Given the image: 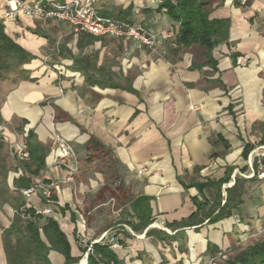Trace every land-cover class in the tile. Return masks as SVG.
Segmentation results:
<instances>
[{"label": "crops", "instance_id": "obj_1", "mask_svg": "<svg viewBox=\"0 0 264 264\" xmlns=\"http://www.w3.org/2000/svg\"><path fill=\"white\" fill-rule=\"evenodd\" d=\"M205 1L209 19L229 21L227 39L214 45L209 55L197 42L177 41L180 23L165 6L176 0L95 1L100 16L156 33L155 50L127 35L75 32L57 19L18 13L6 20V0H0L4 34L30 54L19 79L1 85L0 122L19 125L17 131L12 125L5 128L3 138L12 144L17 134L28 137L31 132L30 139L47 148L39 175L25 171V160L9 168L0 155L5 176L0 179V264H6L2 230L14 214V180L23 174L51 187L54 198L36 192L25 202L51 207L47 216L66 234L72 256L82 255L73 242L77 232L88 240L105 231L115 234L119 246L111 249L126 264H202L218 251L232 257L264 237V177L258 175L263 169L253 155L256 146L264 147V0ZM165 31H170L166 38ZM53 132L70 141L79 159L74 178L56 164L59 150ZM91 136L109 149L132 199L149 197L154 219L180 221L196 211V198L204 203L198 214L202 221L171 228L176 238L169 240L167 249L157 236L145 234L152 227L137 232L123 222L135 221L126 203L119 206L112 224L95 227L96 232L88 227L76 203V189L94 194L103 184L94 162L82 160ZM3 145L0 140V149ZM249 145L254 147L245 157ZM251 156L256 169L249 165ZM227 174L229 185L223 182L201 191L196 185ZM235 179L236 192L229 194L234 202L215 219ZM177 233L184 236L181 249ZM48 257L53 264H64L57 251L50 250Z\"/></svg>", "mask_w": 264, "mask_h": 264}, {"label": "trees", "instance_id": "obj_2", "mask_svg": "<svg viewBox=\"0 0 264 264\" xmlns=\"http://www.w3.org/2000/svg\"><path fill=\"white\" fill-rule=\"evenodd\" d=\"M207 2L205 0H176L175 5L166 3L168 13L172 18L179 21V29L177 34V41L181 44H190L192 42L199 43L203 48L206 55H209L211 49L218 42L226 40L228 37L229 21L226 18H208V9L206 8ZM16 53L22 63L30 59V54L26 52L17 43L7 37L0 24V76L1 73L7 71V66L3 63V57L9 53ZM263 134L260 139V144H264V123ZM33 133H29L26 139V145L29 151V158L25 161H21L25 171L31 175H39L40 171L45 165V155L47 148L40 145L38 142L31 140ZM254 146H247L244 149V155L247 154ZM107 157L109 161L108 171L99 169V172L103 175V184L94 193L93 199L97 205H105L111 200H123L131 211V216L135 217V221L126 219L123 221L130 226L134 231H143L150 223L154 221L151 215V209L149 205V197L140 195L132 199V196L126 197V193H129L127 187L120 179V174L116 165L113 162V158L108 148L103 146L94 137H90L85 146V157L82 159L84 162H94L95 157ZM77 159V158H76ZM79 160V159H78ZM79 162V161H78ZM81 162V161H80ZM262 169L264 171V159L260 161ZM78 164L77 171L71 176L74 178L75 174L79 172ZM254 169L258 164L256 160L253 163ZM230 175L218 181H206L197 183L198 189L201 191L208 186H220L223 182H228ZM32 176L23 174L14 180L16 187V196L14 204V214L12 216L10 224L2 230V242L3 249L6 258V264H53L48 253L50 250H54L62 254L64 257V264H72L79 261L80 256L71 255V245L68 241L66 234L61 230L56 220L47 215L36 213L33 206H25V198L20 193V188L28 187L33 182ZM236 179L233 186L230 187V191L227 190V197L224 204L215 215V219L221 216V211L225 208L231 207L232 201L229 194L236 192ZM50 198H54L53 191L51 189ZM196 204V211L190 214L188 217L181 219L180 221L165 223L167 227L172 229L178 226H186L192 224L194 219L198 218L200 210L203 209L204 203L193 199ZM238 200H235V202ZM99 206V207H100ZM72 221H75V217L71 214ZM210 220V219H209ZM93 218H86V224L90 228H94L92 224ZM111 223H105L101 227L108 226ZM124 228V227H123ZM96 232V231H95ZM146 235H155L161 239H175L176 235H169L161 230L155 228H149L145 232ZM43 236V237H42ZM126 236L130 237V233H126ZM119 240V239H118ZM93 251L87 256V264H126L119 259L116 253L106 243H94L92 245ZM82 253L84 248L80 249ZM221 264H264V240L256 241L253 244L247 245L240 249L235 255L228 256Z\"/></svg>", "mask_w": 264, "mask_h": 264}, {"label": "built area", "instance_id": "obj_3", "mask_svg": "<svg viewBox=\"0 0 264 264\" xmlns=\"http://www.w3.org/2000/svg\"><path fill=\"white\" fill-rule=\"evenodd\" d=\"M95 1L96 0H68L57 2L53 0H6L2 12V18L6 20H14L18 13H23L36 19H57L68 22L75 32H84L93 36L104 34L114 36L127 35L136 40L140 45H145L149 49L155 50L158 39L156 33L140 26H134L125 20L100 16L96 11ZM239 2L245 4L246 0H239ZM169 34L170 31L162 33L165 38L168 37ZM53 139L59 150V157L56 159V164L64 166L70 174H73L77 171L78 164L72 145L66 138L59 134H55ZM15 153L18 159L27 160L29 158V151L26 142L19 143L15 147ZM251 154L252 153H250V155ZM251 164L250 160L249 165L251 166ZM139 172H142V169L139 170ZM252 174L253 172L248 175ZM233 175L234 173L231 175V178ZM258 175L264 177V171L259 172ZM230 182L231 181L228 182V185L231 184ZM36 192H41V194L49 200L51 196V187L43 184L42 181L37 180L28 187L20 188V193L26 199ZM76 202L79 204L81 203L78 200H76ZM25 206L28 205L25 204ZM34 208L36 213L42 215H48L52 211L51 207L47 205ZM152 226L170 232V229L166 227L163 220H155L148 225V227ZM126 228L130 230L128 226H126ZM75 236L78 245L85 249L79 259V262H82L83 264L87 263V256L92 253V245L94 243H106L110 248H116L119 246L115 234L107 233V231L102 232L93 240H88L82 232H77ZM227 258L228 255L225 251H218L209 255L202 264H221Z\"/></svg>", "mask_w": 264, "mask_h": 264}, {"label": "rangeland", "instance_id": "obj_4", "mask_svg": "<svg viewBox=\"0 0 264 264\" xmlns=\"http://www.w3.org/2000/svg\"><path fill=\"white\" fill-rule=\"evenodd\" d=\"M3 63L7 66V68H5V69H8V70L1 73V76H0V91H1V85L7 79L12 80V81H14V80L16 81L17 79H19V77L21 76L20 69L23 68V63L20 61V58L18 57V55L15 52L14 53H9L8 55L6 54L5 57H3ZM11 125L14 128V130H16V131L18 130L17 127L19 125L17 124L16 121H13ZM11 125L7 126V124H3V123L0 122V140H3V143H4L3 147L0 149V155L2 156V159L5 162V165H8L9 168H13L14 166H16L18 164V161H19L18 157L16 156V153H15V147L21 142H26V139H27L26 136H24L22 134H17L16 135L17 139L12 144L7 143L8 141H5V138H3V134L2 133H3V131H5V128L11 127ZM55 134H59L60 136H62L58 132H53V137H54ZM69 143H70V141H69ZM72 148H73V146H72ZM73 151H74V149H73ZM253 155H256L255 157L257 159H259V161L264 159V147L263 146L262 147L256 146L255 147V151L253 152ZM75 157L77 158L76 159L77 163H79L78 162L79 160H78V157L76 156V154H75ZM103 158L104 159H102V155L99 156V157L98 156L95 157L93 168L95 169V171L97 173H101V172H99V169L103 170L104 168H105L104 170L108 171V169H107L108 165H109L108 158L107 157H103ZM250 160H251V163L253 165V163L255 161V158H252V156H251ZM3 172L4 171L0 170V179L1 178L2 179L5 178ZM101 175H102V173H101ZM102 177H103V175H102ZM100 187H101V185L99 186V188ZM76 191L78 192V193L76 192L77 197H78L77 199H78L79 202H81L80 203L81 204L80 207H81V210L83 212V217H84L85 221H86L87 217H90V219L93 218L92 224L95 225L96 227H101V225H103L105 223L106 224L107 223H111L112 224V221L114 219L113 215L118 212L117 209L119 208L120 205H122V203H123L122 199H120V200H116V199L115 200H111V201H109V203H106L105 205H102L99 208H95L94 206H96V203L94 202V199H93V196H94L93 192H86V191L79 192V190H77V189H76ZM125 193H126V197H130L131 196L130 192L129 193L125 192ZM77 204H79V203H77ZM93 207H94L95 210L93 212H91V213L90 212L87 213L88 211H91L90 209L93 208ZM115 215H117V214H115ZM155 220H157V219H154V221ZM152 228H155L157 230H161L164 233L171 235L170 232H167V231L162 230L160 228L153 227V226H152ZM125 229H126V231L128 230L127 228H125ZM170 231L172 232L173 230L170 228ZM135 234L136 235H133L134 237L141 235V233H135ZM178 236L179 237H177L178 238L177 240L179 242V248L181 249V248L184 247V243H185L184 236H183V234H181V235L178 234ZM148 238H151V237H148ZM76 240H77L76 236H74V241H73L74 244H76V246L79 249H83L80 245H78ZM152 240L155 241V238H153ZM167 240L166 239H161V238L158 237V242L162 245V248H166V249H167V247L171 248L170 247V243ZM260 240H264V237H261ZM260 240H257V241H260ZM227 255H228V253H227ZM77 262H79V261H77ZM77 262H75V263H77Z\"/></svg>", "mask_w": 264, "mask_h": 264}, {"label": "bare ground", "instance_id": "obj_5", "mask_svg": "<svg viewBox=\"0 0 264 264\" xmlns=\"http://www.w3.org/2000/svg\"><path fill=\"white\" fill-rule=\"evenodd\" d=\"M139 237H142V235H140Z\"/></svg>", "mask_w": 264, "mask_h": 264}]
</instances>
